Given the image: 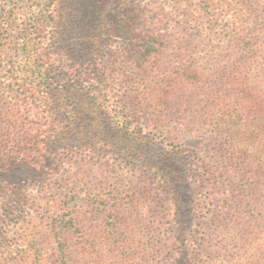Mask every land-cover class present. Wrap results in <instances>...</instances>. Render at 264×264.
<instances>
[{"label":"trees","instance_id":"16d2710c","mask_svg":"<svg viewBox=\"0 0 264 264\" xmlns=\"http://www.w3.org/2000/svg\"><path fill=\"white\" fill-rule=\"evenodd\" d=\"M97 132L106 139L95 146L124 152L125 162L147 163L153 178L135 187L144 199L125 197L117 170L112 178L101 176L109 194L95 209L111 214V223L98 243L82 241L86 234L75 238L81 233L73 232L76 208H93L85 201L99 199L98 185L87 188L79 164H68L73 180L53 181L48 196L15 195L3 208L4 218L30 219L39 228L40 259L46 260L43 247L53 246V264H123L137 254L126 217L132 205L149 234L142 264H163L171 242L178 255L173 245L186 236L187 220L178 197L186 186L154 140H202L212 148L202 150V161L195 151L189 155L199 163L188 183L200 200L201 240L210 233L225 242L231 235L248 245L231 256L232 264H254L264 240V2L0 0V170L19 157L41 168L49 153L91 162L95 146L84 143ZM212 153L216 165H206ZM102 173L109 168L102 166ZM83 188L88 194L81 199ZM65 211L68 220L60 217ZM2 240L0 234V264ZM202 253L191 258L194 264H205L196 258Z\"/></svg>","mask_w":264,"mask_h":264},{"label":"rangeland","instance_id":"374dc122","mask_svg":"<svg viewBox=\"0 0 264 264\" xmlns=\"http://www.w3.org/2000/svg\"><path fill=\"white\" fill-rule=\"evenodd\" d=\"M264 0H261V5ZM176 30H170V34H175ZM165 30L163 31V33ZM177 34V33H176ZM192 35V33L190 34ZM115 44H113V47ZM95 137H88L85 146L91 148L95 146L98 142L104 141L106 139L105 134L103 135L100 132L96 133ZM152 134H146L145 142L153 139ZM131 141V144L135 142L134 135L128 136ZM155 138V137H154ZM128 140V139H127ZM156 143V147L154 148L157 153H159L166 165L173 166L174 170L177 174L184 179L185 186L183 192H181V197H178L181 203H184V208L186 211V236L178 241L176 245L173 247L177 248L180 252L178 255L171 251V242L169 244V249L163 252L162 259L163 264H194L191 258L194 257L198 250H203L201 256H196L198 260L204 261L205 264H232L231 256L234 255H242V252L247 249V244L244 241L239 239L231 238V235H228V239L225 242H221L220 238L210 237V233H208L207 237L202 238L201 231L198 230V225L196 223L195 214L201 210L200 209V200L199 196L192 190V187L188 185L190 182V176L194 174V169L199 162H190L189 155L194 152V157L197 160H205L206 153L202 150H208L212 148V146H208V141L195 140L190 144L182 143V145L171 144V142H161L160 140H154ZM83 144V145H84ZM139 144L142 148V145L139 142H136V145ZM148 144H153L152 141H149ZM208 148V149H207ZM48 152H52L48 150ZM58 153H62V150H59ZM197 153V155H196ZM51 154V153H49ZM47 154L45 156L46 162L41 163V168H35L34 162H27L23 158H15L10 159L8 162H4L5 167L0 170V234L3 237V251L4 254L1 256L4 264H53L54 258H51L53 254V246H44V260L40 259L42 256L41 253L35 254L37 236H35V232H38L39 228L35 227V224L30 219H27L26 222L16 223L13 220V216H9L8 218H4L3 208L8 203V200L11 197L17 195H36V196H48L49 193H44L47 191L46 187L52 185V182L57 180H73L74 171L67 172L66 170L68 164H79L80 173L79 176L82 178L83 182L87 188L97 186V199L95 202L91 200L93 196H90L87 201V204L94 203L93 208L85 207L83 209L76 208L78 214L76 217L78 219L74 222L77 228L73 229V232L79 231L81 233H75V238L78 236L86 234L87 236L84 238V242L88 243H98L99 235L101 234L102 227L106 226L107 223H111V219L108 216L111 214H98L95 209L96 203H101L99 205V210L103 208L102 199L105 200V196L109 193L107 187H103L100 179L101 176L109 175L110 178L114 177L116 173L115 170L119 174H121L120 179H122L123 185L126 187L128 192L125 197L132 198L134 200H143V196H139L135 194V187L141 184L142 186L145 183L151 182L153 175L147 169L146 162H132L123 161L122 157L124 152H120L115 148L111 149L106 147L105 145L95 146V150H92L91 162H66L61 161L59 157H55ZM214 155V156H212ZM209 159L212 157V162H205L206 165L215 166L216 165V156L214 153L209 154ZM149 158L150 155L148 156ZM59 158V159H58ZM223 164H237L240 162H220ZM250 163V162H246ZM106 166L109 168L110 173H102V166ZM110 166H114V169ZM175 174V173H174ZM176 175V174H175ZM177 177V175H176ZM112 182L111 179H108V183ZM51 189L52 188H48ZM88 191L83 188L81 189V193H77L79 198L84 199L87 196ZM102 198V199H100ZM234 200V199H233ZM73 200L71 203H74ZM46 205H50L46 203ZM44 205V207H47ZM43 207V208H44ZM203 210H206L208 206L201 205ZM240 207V206H239ZM239 207L235 208V211H239ZM126 209L124 208L122 212ZM95 213V214H93ZM135 206L132 205V209L128 217V223L130 224L131 229V237L134 240L135 244L131 246H135L136 255L130 258L128 261H125L123 264H142L139 260L141 255V248H143L147 242L149 234L147 232V223L142 221L144 215L139 211V215H135ZM68 212L60 213V217H64L65 220H68ZM36 216V214H35ZM95 216L97 218H95ZM74 218V217H73ZM55 219V218H54ZM260 223L262 227V232H264V206L262 207V216L260 217ZM80 224V225H78ZM264 237V234H262ZM261 237V238H262ZM115 240V239H112ZM102 242V241H101ZM175 243V242H174ZM200 246V247H199ZM258 257L255 260L254 264H264V240L258 245ZM30 257L28 258L29 254ZM28 258L25 260V258ZM174 259H177L174 262Z\"/></svg>","mask_w":264,"mask_h":264}]
</instances>
